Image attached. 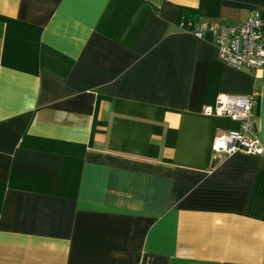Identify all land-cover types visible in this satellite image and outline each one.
I'll return each mask as SVG.
<instances>
[{"label": "crops", "instance_id": "obj_1", "mask_svg": "<svg viewBox=\"0 0 264 264\" xmlns=\"http://www.w3.org/2000/svg\"><path fill=\"white\" fill-rule=\"evenodd\" d=\"M264 0H0V264H264V154L203 108L258 92L193 22Z\"/></svg>", "mask_w": 264, "mask_h": 264}, {"label": "built area", "instance_id": "obj_2", "mask_svg": "<svg viewBox=\"0 0 264 264\" xmlns=\"http://www.w3.org/2000/svg\"><path fill=\"white\" fill-rule=\"evenodd\" d=\"M183 27L198 38L212 35L222 61L236 68L264 67V12L255 10L241 23L201 20L184 22ZM258 92L245 94L220 93L213 104L203 108L206 115H226L239 123L238 128L218 130L211 149L229 156L237 151L253 155L264 154L253 110Z\"/></svg>", "mask_w": 264, "mask_h": 264}, {"label": "trees", "instance_id": "obj_3", "mask_svg": "<svg viewBox=\"0 0 264 264\" xmlns=\"http://www.w3.org/2000/svg\"><path fill=\"white\" fill-rule=\"evenodd\" d=\"M194 17H195L194 13L186 12L185 16H184V19H183V24H184V22H186L188 20L193 21Z\"/></svg>", "mask_w": 264, "mask_h": 264}]
</instances>
